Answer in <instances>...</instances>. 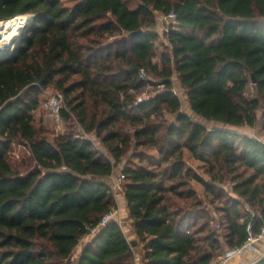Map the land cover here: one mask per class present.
Returning a JSON list of instances; mask_svg holds the SVG:
<instances>
[{
  "label": "trees",
  "instance_id": "obj_1",
  "mask_svg": "<svg viewBox=\"0 0 264 264\" xmlns=\"http://www.w3.org/2000/svg\"><path fill=\"white\" fill-rule=\"evenodd\" d=\"M65 1L0 0V19L35 16L0 60V264H72L81 239L117 207L106 178L133 146L157 151L140 150L139 162L123 170L145 264H212L224 243L247 240L250 223L259 234L264 140L237 127H255L264 105V0ZM155 11H175L178 20L162 68L152 62ZM139 29L144 34L131 38ZM142 68L163 76L166 87L138 102L130 90L141 86ZM174 72L191 111L223 126L209 128L182 110ZM52 85L64 93L63 117L95 132L106 150L74 132L52 139L35 121L42 90ZM165 109L175 121L159 119ZM16 141L34 163L24 171L9 159ZM194 181L218 201L224 234L211 227ZM93 234L77 264H135L134 241L118 220Z\"/></svg>",
  "mask_w": 264,
  "mask_h": 264
},
{
  "label": "rangeland",
  "instance_id": "obj_2",
  "mask_svg": "<svg viewBox=\"0 0 264 264\" xmlns=\"http://www.w3.org/2000/svg\"><path fill=\"white\" fill-rule=\"evenodd\" d=\"M78 0H66L65 3L67 6H73ZM129 6L131 7H135L139 4L140 0H127ZM164 15L163 12L161 11H155V17H156V21L157 24L154 28L155 31L158 32V37L155 40V45H156V49H155V54L152 56V62L154 64H157L159 68H162L163 66V54L164 53H169L171 51V44L170 41L168 39V30L167 28L169 27V22L167 20L164 19ZM32 17V22L31 24L35 21V16L31 15ZM30 24V25H31ZM171 28V27H170ZM27 31V30H26ZM25 31V33H26ZM24 33V35H25ZM19 45V44H18ZM18 45L15 46V50L18 47ZM146 76L148 78V80H146L145 83V90H148L149 92L152 93V95H154L155 93H157L159 90H163L165 89L164 86L159 87L158 84L164 83V77L161 75H156L153 72H150L148 69H146ZM172 89L174 91L175 94H177L181 100V104H182V110L183 111H188L190 112V114L192 115V117L194 119H197L201 122H203L204 124H206L209 128L215 127V126H223V124L221 123H217L214 121H208L206 119H204L203 117L193 113L191 111L190 108V104L188 101V93H187V88L181 83L180 79H179V75L177 72H174L172 77ZM149 83H154L156 84V87H150L148 84ZM56 91H58L57 88H55L53 85L52 86H48L46 88H44L42 90L41 93V106L38 110L35 111V121L38 124L43 125L47 132L49 133L50 138H55L58 135H65L68 134L69 132H74V133H78L80 135H84L88 138H91L94 140L95 145L97 147H99L102 150H106L105 146L103 145V143L101 142V139L97 137L95 132H91V133H87L84 131V129L82 128L81 124L78 122V120L75 119H71L69 121H67L64 117H63V124L62 127L60 129L57 128L56 123L54 122V120L50 117L47 109H46V102L48 100V98L56 93ZM254 90L252 87V84L249 85L248 90H247V95L252 96L254 95ZM140 96V95H139ZM264 105L263 107L258 110V123L256 124L255 127H250V126H242V127H237V129L243 133H248L251 135H255V136H260L262 138V140L264 139ZM159 119H166L168 122H173L176 120V114L172 113L168 110H164L163 115L159 116ZM125 129L127 131H131L132 130V126L130 124L125 125ZM140 150H144L147 155L150 154H156L157 151L153 148H135V146H133L130 150V152L124 157L123 161L120 162L116 167H115V171L114 174L112 175V177L110 178V182L112 183V186H114L115 183H117L116 181L118 180V177L120 175V173L124 170V168L127 166V164L132 160L135 163L139 162V158L136 157L137 154H139L138 152ZM9 159L12 161V163L18 167L21 171L27 170L30 166H32L34 163L32 162L31 159V153L29 151V149L27 148V146H25V144L21 141H16L12 144L11 149L9 151ZM186 160L188 161L189 165H192L198 172H200L201 174H204V166L202 165V163L200 161L194 160L191 157H189L188 153L186 154ZM126 181L122 182L119 186H117V188H113L115 192H117L119 189L122 191L123 190V186L125 184ZM194 187L197 188V190L201 193L203 192V187L198 184L196 181L193 182ZM228 191L230 190V187H227ZM119 190V191H120ZM201 197L204 198V204L203 206L205 207V210L207 211V215L212 219L211 220V227L213 229L218 230V232L224 234V230L223 228L218 226L221 222V213L218 210V201H215V203H211V196L210 197H204L205 193L203 192V194H200ZM117 195H116V199H117ZM118 202V201H117ZM245 255V254H244ZM64 264H69L68 261H65Z\"/></svg>",
  "mask_w": 264,
  "mask_h": 264
},
{
  "label": "built area",
  "instance_id": "obj_3",
  "mask_svg": "<svg viewBox=\"0 0 264 264\" xmlns=\"http://www.w3.org/2000/svg\"><path fill=\"white\" fill-rule=\"evenodd\" d=\"M31 17V15H28V17ZM16 17V16H15ZM15 17L9 18V19H0V35L3 34L6 30V26L9 25L12 21L15 22ZM164 19L169 22V27L167 30L169 31L171 28H177L178 26V20H177V14L175 11H171L169 14L164 15ZM31 23L25 24L24 30L26 31L28 27L30 26ZM6 25V26H5ZM11 27V26H9ZM20 29L21 27L18 26ZM171 27V28H170ZM18 28V29H19ZM19 38H17L15 41H11V52L14 53V48L18 42ZM140 80L142 81V84L139 88H134L131 89V93H135L137 95V101H143L150 99L153 95L151 92L148 90H145V83L146 80H148L146 76V68H142L140 70ZM150 87H156V84L154 83H149L148 84ZM159 87H166L165 82L158 84ZM160 91V90H159ZM158 91V92H159ZM140 95V96H139ZM64 106V93L60 90L56 91V93L52 94L47 102H46V109L50 115V117L54 120V122L57 125V128L60 129L63 124V115H62V109ZM126 178L125 173L122 171L118 177V180L116 181L117 183L114 184L113 188H117L122 182H124ZM120 214V208L117 205V207H114L112 210H110L108 213H106L99 224L92 229L93 233H96L101 227L105 226L108 222L112 220H118L121 221V218L119 216ZM221 224L218 226L220 227ZM248 230H249V235L247 237V240L238 247L234 248H227L223 253H221L219 256H217L213 260V264H227V262L234 256L239 255V254H248L252 253V260L251 263H254L262 258H264V245L261 247H257L256 243L260 240L264 241V226L262 227V230L259 234H255L252 231V223L248 225ZM140 258L138 257L137 260Z\"/></svg>",
  "mask_w": 264,
  "mask_h": 264
},
{
  "label": "crops",
  "instance_id": "obj_4",
  "mask_svg": "<svg viewBox=\"0 0 264 264\" xmlns=\"http://www.w3.org/2000/svg\"><path fill=\"white\" fill-rule=\"evenodd\" d=\"M188 114H190V112L186 111ZM191 115V114H190ZM192 116V115H191ZM258 138L262 139L260 136H257ZM264 140V139H263ZM112 177L109 176L108 178H106V181L112 185V183L110 182V178ZM120 190V189H119ZM117 191L116 195L117 197V201H118V206L120 208V218L121 221L120 224L124 230V232L126 233L128 239L130 241H134L136 242V244L134 246V250H135V264H145L144 260H143V245L136 233V230L134 228V221L130 216L129 213V209H128V203H127V199L125 197V194L123 192V190L121 191ZM94 234H90L87 235L85 237H83L80 241V243L77 245V247L75 248L74 252H73V256H72V264H77L80 258V255L84 249V247L86 246V244L93 238ZM225 249L224 251L229 248L225 243ZM264 245V241L260 240L256 243L257 247H261ZM140 258L139 260H137V258ZM252 253H248V254H239L236 255L234 257H232L227 264H251V258H252ZM213 264V263H212Z\"/></svg>",
  "mask_w": 264,
  "mask_h": 264
},
{
  "label": "bare ground",
  "instance_id": "obj_5",
  "mask_svg": "<svg viewBox=\"0 0 264 264\" xmlns=\"http://www.w3.org/2000/svg\"><path fill=\"white\" fill-rule=\"evenodd\" d=\"M32 22V17L28 15H17L15 17V22L5 25L7 28L6 31L0 35V58L8 52H11V41H15L17 38H20L24 35L25 30L22 27H25L27 23ZM11 26V27H9ZM20 26L21 29L18 27ZM19 28V29H18Z\"/></svg>",
  "mask_w": 264,
  "mask_h": 264
},
{
  "label": "water",
  "instance_id": "obj_6",
  "mask_svg": "<svg viewBox=\"0 0 264 264\" xmlns=\"http://www.w3.org/2000/svg\"><path fill=\"white\" fill-rule=\"evenodd\" d=\"M32 21H33V20H32ZM142 34H144V30H143V29H139V30H136V31L131 32V33H130V37H131V38H133V37H139V36H141ZM23 36H24V35H23ZM23 36L19 38V40H18V42H17L16 45H18V44L21 42ZM14 51H15V50H14ZM12 54H13L12 52L5 53V54L0 58V60H1V59H4V58H6V57H9V56H11ZM253 78H254V82H256V78H255V77H253ZM133 244L135 245L136 242H133ZM251 264H264V258H262V259H260V260H258V261H256V262H254V263H251Z\"/></svg>",
  "mask_w": 264,
  "mask_h": 264
}]
</instances>
